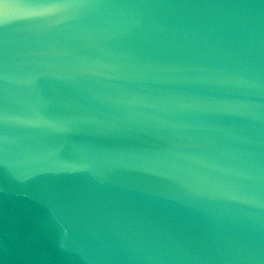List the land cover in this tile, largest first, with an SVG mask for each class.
<instances>
[{
    "label": "water",
    "instance_id": "water-1",
    "mask_svg": "<svg viewBox=\"0 0 264 264\" xmlns=\"http://www.w3.org/2000/svg\"><path fill=\"white\" fill-rule=\"evenodd\" d=\"M0 264H264V0H0Z\"/></svg>",
    "mask_w": 264,
    "mask_h": 264
}]
</instances>
